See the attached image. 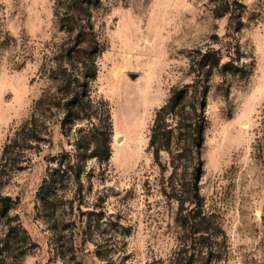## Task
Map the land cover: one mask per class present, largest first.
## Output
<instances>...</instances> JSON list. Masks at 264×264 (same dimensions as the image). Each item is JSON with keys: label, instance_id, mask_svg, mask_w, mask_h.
Instances as JSON below:
<instances>
[{"label": "rangeland", "instance_id": "374dc122", "mask_svg": "<svg viewBox=\"0 0 264 264\" xmlns=\"http://www.w3.org/2000/svg\"><path fill=\"white\" fill-rule=\"evenodd\" d=\"M83 1L0 0V264H264V0ZM82 27L99 47L92 96L108 104L112 156L88 159L81 184L64 164L44 204V180L91 125L64 134L61 109L35 104ZM174 91L158 162L152 130ZM199 213L210 234L188 226Z\"/></svg>", "mask_w": 264, "mask_h": 264}, {"label": "trees", "instance_id": "16d2710c", "mask_svg": "<svg viewBox=\"0 0 264 264\" xmlns=\"http://www.w3.org/2000/svg\"><path fill=\"white\" fill-rule=\"evenodd\" d=\"M93 1L84 0L83 9H88V6ZM85 4V6H84ZM87 4V6H86ZM227 4V3H226ZM73 31V30H72ZM78 43L73 49H70L66 55L65 66L60 64L57 67V78L54 80L58 87L54 93L51 90H45L39 100L35 104V112H40L42 116L47 112L60 108L63 112V119L61 121V128L64 134L68 132L69 127L73 125L76 120H86L91 125L87 130L80 131L77 136V148L73 153H68L66 157L59 159L58 169H55L49 179L44 180L41 187L43 194L42 200L44 204L50 197L52 188L56 183L62 179V167L66 164L67 169L72 171L73 176L78 184H81L83 169L85 162L88 159H96L100 165L108 163L112 156L111 141L113 137V122L108 104L105 100L94 99L92 84L97 78V57L99 56V47L96 45V37L91 29L82 27L77 34ZM182 99V92L174 91L170 101L157 114V118L152 130V138L150 141L151 148H154L155 156L159 162L160 152L169 148L170 138L166 141L167 136L162 133L165 130L164 115L168 112H173L180 104ZM40 118H36L33 114L31 120L27 121L22 129V132H28L31 137L26 141L37 142L41 138L38 131ZM70 130V129H69ZM164 132V131H163ZM169 133V132H168ZM21 134H17L5 146L2 156L4 161L9 154H14V150L18 141H20ZM198 140H200L198 138ZM65 166V167H66ZM194 197L198 200L200 195L198 193V184L194 185L192 189ZM9 199H2L0 204L1 215L5 216V211L8 207ZM192 232L210 234L214 224L211 217L204 214L195 215L189 222ZM195 230V231H194ZM14 236L19 237L20 231L18 228L11 230ZM213 247H210L209 255L214 257Z\"/></svg>", "mask_w": 264, "mask_h": 264}, {"label": "bare ground", "instance_id": "6f19581e", "mask_svg": "<svg viewBox=\"0 0 264 264\" xmlns=\"http://www.w3.org/2000/svg\"><path fill=\"white\" fill-rule=\"evenodd\" d=\"M126 140H125V138H121V139H119L118 140V147H122L123 145H124V142H125Z\"/></svg>", "mask_w": 264, "mask_h": 264}]
</instances>
